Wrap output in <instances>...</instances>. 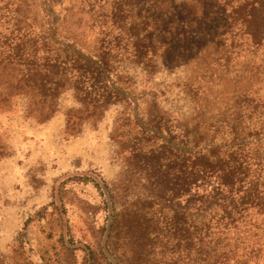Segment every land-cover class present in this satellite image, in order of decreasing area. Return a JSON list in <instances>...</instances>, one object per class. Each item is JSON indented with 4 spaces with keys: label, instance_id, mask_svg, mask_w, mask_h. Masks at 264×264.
<instances>
[{
    "label": "rangeland",
    "instance_id": "obj_1",
    "mask_svg": "<svg viewBox=\"0 0 264 264\" xmlns=\"http://www.w3.org/2000/svg\"><path fill=\"white\" fill-rule=\"evenodd\" d=\"M185 2L0 0V9L6 8L1 13L2 28H20L26 41L37 47L46 41L54 51L49 54L42 51L38 56L52 61L62 52L57 51L59 48L49 39H42L47 37L50 24L55 40H67L94 58L104 52L105 46L112 48V55H115L113 48L119 42V53L124 57L118 56V61L111 64L110 81L102 85L106 86V93L114 87L125 97L111 95L100 119L84 121L77 134L68 135L65 114L80 108L73 90L68 89L56 98L54 114L39 122L37 104L32 105L27 95L7 96L11 75L0 72V264H88L86 252L80 244L84 249L90 247L98 253L105 224L104 207L94 180L108 185L117 201L122 200L128 206V212H133V207L143 197L154 202V195L143 189L142 177L126 172L124 157L111 138L116 118L127 119L122 128L126 144L133 147L134 139H140L143 151L156 149L161 142L174 149L189 150L180 143L181 139L170 141L160 131H155L157 136L140 134L137 122L140 126L147 122L145 128L150 130V117L162 116L170 127L176 122L189 124L192 128L197 123L204 124L207 130L203 131L204 125L198 130L207 138L204 143L217 141V145L227 140V123L224 126L223 120L237 119L236 123L229 125L246 128V132L258 130L257 120L250 115V101L254 100L255 94L260 97V102H264V83H258L251 64H238L234 60L229 62L227 69L218 68L213 74L205 75L207 70L201 66L202 57L194 59L197 63L169 67L156 55L151 71L131 58L132 46L143 43L149 45V56L155 55L157 45H151L150 40L172 36L173 31L168 29L169 22L164 16L179 10ZM18 7L19 12H16ZM159 18L163 27L161 32L157 24ZM201 74L208 77L201 84L205 86V94L198 93L194 98L192 94L196 92L193 88L199 86H192L191 81L194 78L200 81ZM212 75L211 81L209 77ZM34 99L37 100L38 96L35 95ZM132 110L137 114L136 120ZM198 113L202 115L198 117ZM246 149H250L248 156L253 158V164L257 159L261 163L259 169L251 167L248 181L262 179L264 138L261 144L254 142ZM261 181L264 182V176ZM122 186L123 191H120ZM118 210H121L120 205ZM149 212L148 217L141 218L142 222L145 227L149 226L150 232L155 230L161 235L157 239L155 234L146 236L148 241H153L152 245L131 264H183L175 254V243L166 233L169 213L158 219L153 216L154 210ZM62 234L66 238L71 236L70 249L63 245Z\"/></svg>",
    "mask_w": 264,
    "mask_h": 264
},
{
    "label": "trees",
    "instance_id": "obj_2",
    "mask_svg": "<svg viewBox=\"0 0 264 264\" xmlns=\"http://www.w3.org/2000/svg\"><path fill=\"white\" fill-rule=\"evenodd\" d=\"M2 10L6 8L0 9V72L11 75L7 96H29L32 105L36 103L40 109L37 111L39 122L54 114L56 98L68 89L73 90L80 105V108L65 114V132L68 135L77 134L84 121L100 119L111 95L125 98L112 86L106 93V86L102 85L110 81L111 64L122 56L119 42L113 48L115 55H112V48L105 46L104 52L94 58L67 40H55L50 24L47 37L42 39H49L59 48L57 51L62 52L52 61L38 56L42 51L43 54L54 51L46 41L37 47L26 41L20 28H2ZM16 12H19V7ZM166 16L168 29L173 33L167 39L161 36L156 41L150 40L151 45H157L155 55L149 56L146 43L132 46L131 58L146 70L153 69L152 60L156 55L169 67L197 63L194 59L202 57L201 66L207 70L205 75L213 74L218 68L227 69L229 62L235 60L238 64H251L258 83H264V0H186L183 7ZM161 18L157 21L160 32L163 28L159 24ZM53 75L57 78L53 79ZM205 75L199 76L200 81L189 79L192 86H199L193 88L196 92L192 94L194 98L198 93L201 96L205 94V86L201 85L208 78ZM209 79L212 81L213 75ZM256 94L259 95L258 92ZM254 97L250 101V115L257 120L258 130L246 132V128L229 125L236 123L237 119L223 120L224 126L227 123V140L218 145L217 141L204 143L206 137L198 133L204 124L197 123L192 128L189 124L176 122L170 127L166 118L150 117L152 129L147 130V122L140 126L136 121L143 136H157L155 131H160L170 141L181 139L180 143L189 147L188 151L174 149L165 142L156 149L143 151L141 140L137 138L133 147L127 145L122 132L127 119L116 118L111 138L124 157L126 172L142 177L143 189L154 195V202L143 197L133 207V212H128V206L122 200L117 201L108 185L94 180L102 199L105 224L98 253L90 247L84 249L80 244L86 252L88 264H131L133 260L138 261L153 243L146 236L155 234L157 239L161 235L155 230L150 232L149 226L145 227L142 222L152 210L154 218L158 219L169 213L166 233L175 243V254L183 264H264V182L261 181L264 174L258 171L262 179L248 181L251 167L259 169L261 163L257 159L253 164V158L248 156L250 149H246L254 142L261 144L264 138V102H260V97L255 94ZM134 117L136 120V112ZM205 126L203 131L207 130ZM120 191H123V186ZM119 205L121 210H118ZM60 239L65 248L70 249L71 236L66 238L62 234Z\"/></svg>",
    "mask_w": 264,
    "mask_h": 264
}]
</instances>
